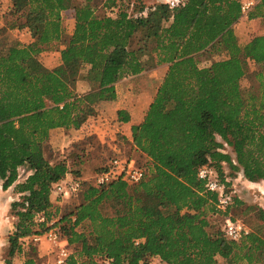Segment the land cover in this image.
<instances>
[{
    "label": "trees",
    "instance_id": "16d2710c",
    "mask_svg": "<svg viewBox=\"0 0 264 264\" xmlns=\"http://www.w3.org/2000/svg\"><path fill=\"white\" fill-rule=\"evenodd\" d=\"M254 1L247 19L264 22V0ZM96 2L0 0V22L8 15V29H28L34 39L15 41L0 55V189L13 186L18 195L6 264L30 238L51 230L74 248L64 264H145L150 258L219 264L217 257L264 264V211L246 206L242 215L253 211L261 226L229 241L223 230H210L209 218L221 214L235 222L243 203L234 197L218 211L216 196L197 179V170L211 165L228 192L232 177L223 166L249 183H264V36L238 43L233 27L242 16L240 0H185L175 9L158 3L132 16L119 5L123 0H106L103 7L119 8L101 17ZM69 10L74 28L63 43L61 16ZM137 36L145 44L152 40L155 66H167L142 121L131 127L132 148L146 159L144 177L132 186L122 177L89 186L59 217L60 198L51 188L68 165L46 160L43 145L54 141V130L80 129L99 104L116 100L118 82L143 72L138 50L130 49ZM43 53H58L60 65L47 69ZM201 54L225 58L200 67ZM248 62L258 67L255 87L242 91ZM78 66L95 85L83 95L74 90ZM117 120L126 122V112L118 111ZM40 215L44 221L36 222ZM24 264L37 263L30 257Z\"/></svg>",
    "mask_w": 264,
    "mask_h": 264
},
{
    "label": "rangeland",
    "instance_id": "374dc122",
    "mask_svg": "<svg viewBox=\"0 0 264 264\" xmlns=\"http://www.w3.org/2000/svg\"><path fill=\"white\" fill-rule=\"evenodd\" d=\"M105 1L106 0H97V2L95 3V12L97 16L101 17L103 15L110 14V9H113L114 13L116 14L119 7H103V3ZM147 1L148 0H123L122 4L119 5L123 7V10H126L128 15L132 16L133 10L136 12V10H139L140 7L144 8V10H147V8L151 5L158 4H149ZM169 1L171 0H168L167 3L163 4L168 5ZM61 17L63 28L61 41L63 43H66L70 38L74 28L73 11L69 10L67 12H64L62 13ZM158 22L162 26H167L166 22L164 21L159 20ZM11 23L12 19L8 15L3 22H0V55L4 54L12 43L18 41V38H20L19 36L23 30H27L26 33H29L30 37L33 38V35L28 29H8V25H11ZM233 29L237 41L241 45L249 42L255 36H264V22L259 19L248 20L247 17L241 16V19L237 24L234 25ZM152 47V40L148 41V43L145 44L144 42L140 41V37L137 36L134 41H132L130 49L133 48L134 50H138V59L143 65V72L137 76L125 78L116 84L118 97L124 100L125 102L138 98L139 109H143V107H145L149 102L152 101L156 90L160 85L162 77L164 76V73L167 70V66H155L154 56L150 53V49ZM139 49L141 50L139 51ZM117 54L120 55V52ZM44 58L46 57L39 56L40 62L43 65H46L47 67L51 66L50 69H54L60 65V60L59 58H57V56L47 59ZM224 58L225 57L223 54H201L196 57V61L200 67H208L211 62L218 61ZM246 69L247 70L245 76L239 82L242 91H248L249 89H251V87H255L253 76L258 67L252 62H248L246 65ZM72 70L77 73V77L74 84V90L78 95L89 93L95 89V85L90 82L87 78L86 67L81 68L78 66L77 68H74ZM95 113V111H92L88 119H92L95 116ZM125 148V153L121 152L115 154V152L113 153L112 151H106L105 148L102 149V144L94 136H85V138L83 139H74V142L68 145L62 144L61 146H56L54 144L45 143L43 145V153L45 159L51 162L66 159L68 165L67 178H79L83 183L82 191H84L87 187L92 186L94 184V179L96 177L97 171L108 165V163L111 161V159H113V157H130L129 159L134 161L136 167H141L145 163L146 159L144 155H142L140 152L134 151L131 146H127ZM223 152L228 153L229 155L232 154V150L227 146L224 147ZM95 153H97L98 156L94 155ZM223 167L225 173L232 177L230 192L232 193L233 198L236 197L243 203V206L239 207L236 210L235 214L232 215V217H235L236 222H239L244 226L247 233H251L255 231L256 228H259L261 224L253 211L249 210L247 215L245 213L244 215H242V211L245 209L246 206H255L264 211V183H249L243 178L241 172H234L229 170L226 166ZM21 174H23L22 179H24V176L26 175L25 172H21ZM80 193L68 199H60L59 213L60 210H62L65 214L69 211H72L75 205L79 202ZM52 196L56 197L54 195ZM17 199L18 198H13L11 204L17 201ZM11 204L9 215L12 218ZM224 221L225 217L221 214L211 216L209 218V222L211 225L210 230H223L225 225ZM36 222H40L38 221V218ZM11 224L13 228V218ZM43 235H40L39 237L41 238L37 241H34L33 236L27 241V243L21 245L22 253L15 255L14 258L11 260V264H24L25 261L30 257L34 258L37 264H45L48 261L52 262L53 258L55 257V249L53 248L54 246L51 243L47 242L42 237ZM7 250L8 242L3 249H0V264H6V261L8 260ZM68 250L69 255L74 253L73 247H69ZM217 261L219 264H226V261L221 257H217ZM145 264L163 263H161L158 258H150L147 259Z\"/></svg>",
    "mask_w": 264,
    "mask_h": 264
},
{
    "label": "crops",
    "instance_id": "0c3cea01",
    "mask_svg": "<svg viewBox=\"0 0 264 264\" xmlns=\"http://www.w3.org/2000/svg\"><path fill=\"white\" fill-rule=\"evenodd\" d=\"M2 1L7 2V0ZM147 2L149 4L167 3L168 0H148ZM26 31L27 30H23V33H19L20 38H18V41L23 44H29L34 40L30 37L29 33H26ZM40 56L46 57L44 59L52 58L54 56L59 58L58 53H43ZM44 66L47 69H50L51 67H47L46 65ZM138 103V98L125 102L118 97V92L116 90V100L113 102H103L99 104L96 109L95 116L92 119H87L80 129L54 130L52 132V139L54 141L50 144H54L56 146H61L62 144L68 145L74 142V139L79 140L85 138V136H94L102 144V149L105 148L106 151H112L113 153L115 152V154L121 152L125 153V147H132L131 127L142 121L150 104L149 102L145 107H143V109H139ZM118 111L126 112L128 118L126 122H118ZM94 155L98 156L97 153ZM17 196L18 195L13 190V186L7 190L0 189V249H3L7 244L8 235L12 231V218L9 215V210L13 198H17ZM63 214L65 213L60 210L59 217Z\"/></svg>",
    "mask_w": 264,
    "mask_h": 264
},
{
    "label": "built area",
    "instance_id": "2783aa9c",
    "mask_svg": "<svg viewBox=\"0 0 264 264\" xmlns=\"http://www.w3.org/2000/svg\"><path fill=\"white\" fill-rule=\"evenodd\" d=\"M184 0H171L168 7L170 9L177 8ZM254 0H241L240 11L242 17H247L250 11L255 6ZM109 167L108 172L97 175L94 179L92 186L100 187L111 183L114 179L122 177L128 185H137L144 177L141 167H136L134 161L129 158L113 157L111 161L106 165ZM197 179L204 184V189L216 196V207L218 211L224 212L232 203V193L226 190V187L221 183L216 172L211 165H205L197 170ZM83 189V183L79 178H67V176L55 184L51 188V194L59 197L60 199H68L72 196L79 194ZM38 221H44L42 215L38 217ZM224 234L229 241L237 242L240 238L247 234L244 226L239 222H233L229 218H225L224 221ZM40 235L34 236V241L39 240ZM47 242L51 243L55 249V257L52 262H46L45 264H64L69 257V247L65 240L59 238L57 233L51 231L46 232L42 236Z\"/></svg>",
    "mask_w": 264,
    "mask_h": 264
}]
</instances>
